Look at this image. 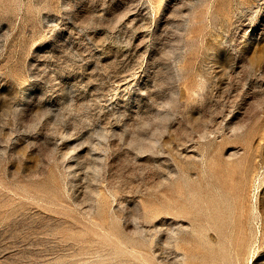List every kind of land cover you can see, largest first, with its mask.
<instances>
[{
    "label": "rangeland",
    "instance_id": "1",
    "mask_svg": "<svg viewBox=\"0 0 264 264\" xmlns=\"http://www.w3.org/2000/svg\"><path fill=\"white\" fill-rule=\"evenodd\" d=\"M0 264H264V0H0Z\"/></svg>",
    "mask_w": 264,
    "mask_h": 264
}]
</instances>
